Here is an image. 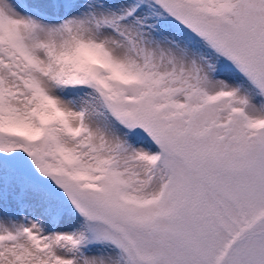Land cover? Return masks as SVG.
Wrapping results in <instances>:
<instances>
[{
  "label": "snow or ice",
  "instance_id": "obj_1",
  "mask_svg": "<svg viewBox=\"0 0 264 264\" xmlns=\"http://www.w3.org/2000/svg\"><path fill=\"white\" fill-rule=\"evenodd\" d=\"M0 264H264V0H0Z\"/></svg>",
  "mask_w": 264,
  "mask_h": 264
}]
</instances>
